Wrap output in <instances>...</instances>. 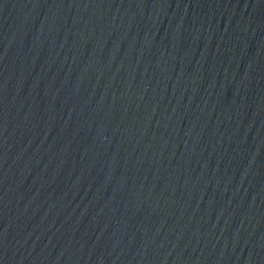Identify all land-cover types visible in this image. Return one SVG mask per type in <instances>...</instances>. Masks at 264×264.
<instances>
[{
  "label": "water",
  "instance_id": "water-1",
  "mask_svg": "<svg viewBox=\"0 0 264 264\" xmlns=\"http://www.w3.org/2000/svg\"><path fill=\"white\" fill-rule=\"evenodd\" d=\"M0 264H264V0H0Z\"/></svg>",
  "mask_w": 264,
  "mask_h": 264
}]
</instances>
